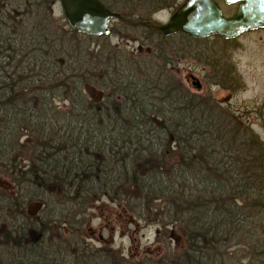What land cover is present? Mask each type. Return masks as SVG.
I'll list each match as a JSON object with an SVG mask.
<instances>
[{
    "label": "trees",
    "instance_id": "1",
    "mask_svg": "<svg viewBox=\"0 0 264 264\" xmlns=\"http://www.w3.org/2000/svg\"><path fill=\"white\" fill-rule=\"evenodd\" d=\"M57 1L0 0V177L16 189L0 190V264H264V140L171 74L178 33L119 20L159 36L153 56L134 55L74 31ZM103 1L133 20L179 5ZM172 144L180 159L166 168ZM105 196L165 226L163 249L125 258L87 242L88 210ZM171 225L187 241L178 253Z\"/></svg>",
    "mask_w": 264,
    "mask_h": 264
},
{
    "label": "rangeland",
    "instance_id": "2",
    "mask_svg": "<svg viewBox=\"0 0 264 264\" xmlns=\"http://www.w3.org/2000/svg\"><path fill=\"white\" fill-rule=\"evenodd\" d=\"M185 0H178V4ZM131 5L137 6L135 1ZM226 14L233 13L234 7H228L222 4ZM174 8L167 7L161 11H156L152 19L158 22H167L174 12ZM54 15L57 18L66 19L62 6L59 1L54 6ZM133 15V14H132ZM136 14L135 16H139ZM119 26L118 35L109 34L106 41L110 39L114 45L124 47L129 53L142 56H153V50L159 44V36H147L145 32L134 30L122 25L119 20H114L112 26ZM144 27V26H135ZM206 50L207 56L203 60L186 58L185 62H175L171 66V74L177 77L181 83H184L191 91L201 96L211 97L216 103H229L231 106H217L226 109L233 119L241 126L251 127L264 140V122L261 112L264 106V30L249 32L241 36L238 41H222L220 38H208L200 43ZM227 55L230 62L237 68V72L244 78L243 87L236 84L237 89L228 90L222 85L218 86L210 79L211 63L213 65L216 57ZM209 61V62H206ZM194 74L202 83V87L197 89L192 84L190 78ZM87 96L94 102L104 100L105 91L99 87L88 85L85 89ZM119 100H123L119 96ZM176 146L172 144L169 148V158L166 162V168L179 161L180 156L175 152ZM171 149V150H170ZM0 190H7L8 193H14L15 187L11 184L9 178L0 177ZM39 206L37 201L29 202V209L32 213L37 211ZM169 239L174 252L178 253L187 246L183 231L176 225L169 226ZM5 227L0 226V252H5L6 247L2 245V231ZM165 230V226L154 223L151 218L147 221L137 219L132 216L123 204L114 201L105 196L93 203L88 210L87 219L84 224L83 236L87 242L95 247H107L111 252L119 254L125 258H142L146 254H155L160 252L164 245L157 241L158 234ZM60 231L56 228L54 234ZM63 233L68 237L70 228L65 227ZM7 253V252H6Z\"/></svg>",
    "mask_w": 264,
    "mask_h": 264
},
{
    "label": "water",
    "instance_id": "3",
    "mask_svg": "<svg viewBox=\"0 0 264 264\" xmlns=\"http://www.w3.org/2000/svg\"><path fill=\"white\" fill-rule=\"evenodd\" d=\"M225 4L239 3L231 16L223 13L217 0H185L167 22L133 20L119 11L112 10L103 0H59L69 26L78 33L107 35L112 22L123 20L132 26H145L162 35L184 31L194 37H209L218 34L226 39L236 38L255 28L264 27V0H223ZM195 88L202 87L201 81L192 75ZM264 122V107L262 110Z\"/></svg>",
    "mask_w": 264,
    "mask_h": 264
},
{
    "label": "flooded vegetation",
    "instance_id": "4",
    "mask_svg": "<svg viewBox=\"0 0 264 264\" xmlns=\"http://www.w3.org/2000/svg\"><path fill=\"white\" fill-rule=\"evenodd\" d=\"M217 2L219 3L221 8H222V4H225L223 0H217ZM225 5L228 7H234L233 13H230V14H226L224 12V9L222 8L224 15L231 16L236 12L239 6V3L231 4V5L225 4ZM261 30H264V27L249 30L243 33L242 35L236 38H231V39H226L218 34H214L210 37H194V36L187 34L184 31H180L178 32L179 34L178 48H177L178 49V62H185L186 58L200 59L201 57H203L201 59L203 60L204 57L207 56V54L205 53L206 52L205 48L200 43L208 38L217 37V38H220L222 41L232 42L234 40L238 41L239 38H241V36H243L246 33L254 32V31H261ZM171 35H174V34H171ZM206 62H209V61H206ZM212 62L214 63L213 65L211 63V72L209 73L210 79L213 82L211 84H216L218 86L222 85L228 90H231L233 88L237 89L238 86L240 85L241 87H243L244 78L240 73L237 72V68L233 65L232 61L230 62L226 53L223 57H216V60ZM192 75L194 74H191L190 76L191 80H192ZM236 84H237V88H236ZM182 85H184V83H182ZM237 90H243V88L237 89ZM217 102L219 103L218 105L222 107L231 106L229 103L222 104L220 101H217ZM261 115H262V112H261Z\"/></svg>",
    "mask_w": 264,
    "mask_h": 264
}]
</instances>
